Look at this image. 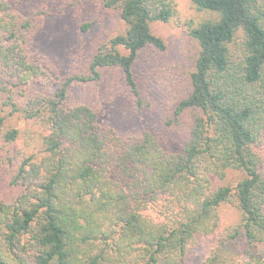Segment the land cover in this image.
<instances>
[{"label":"trees","instance_id":"16d2710c","mask_svg":"<svg viewBox=\"0 0 264 264\" xmlns=\"http://www.w3.org/2000/svg\"><path fill=\"white\" fill-rule=\"evenodd\" d=\"M56 2L118 10L125 29L61 75L32 49L48 10L0 0V264H264V0H191L199 51L173 94L174 119L188 116L178 150L150 128L119 132L72 93L116 69L138 111L151 104L134 67L147 46L166 49L152 23L176 0Z\"/></svg>","mask_w":264,"mask_h":264},{"label":"rangeland","instance_id":"374dc122","mask_svg":"<svg viewBox=\"0 0 264 264\" xmlns=\"http://www.w3.org/2000/svg\"><path fill=\"white\" fill-rule=\"evenodd\" d=\"M10 1L16 11L27 14L39 8L48 10L32 49L35 55H40L48 69L61 75L84 69L98 41L107 40L125 29L118 10L107 13L97 2H83L61 12L56 0ZM198 17L191 0H176V11L168 22L152 23L153 31L165 40L166 49L161 51L147 46L135 64L142 97L145 100L151 97V104L147 102L142 112L138 111L133 94L116 69L104 70L98 84L75 86L72 91L74 102L100 108L119 132L132 134L140 132L142 128H150L166 139L172 149H180L188 130V116H183L180 122L174 119L176 97L173 94L188 85V74L198 55V43L187 29L189 22L196 21ZM84 21L92 23L88 31H82L80 27ZM9 123L22 130H32L35 134L42 129L37 123L26 121L18 114L12 116ZM2 151L8 159L7 148ZM230 179L233 180L234 176H230ZM2 181L3 168L0 167ZM234 216V208L226 206L222 212L221 229Z\"/></svg>","mask_w":264,"mask_h":264}]
</instances>
